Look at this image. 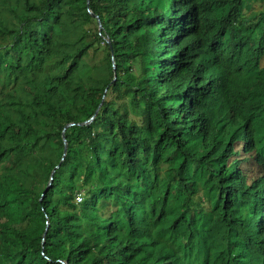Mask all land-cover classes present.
<instances>
[{
  "label": "trees",
  "instance_id": "obj_1",
  "mask_svg": "<svg viewBox=\"0 0 264 264\" xmlns=\"http://www.w3.org/2000/svg\"><path fill=\"white\" fill-rule=\"evenodd\" d=\"M0 264H264V0H0Z\"/></svg>",
  "mask_w": 264,
  "mask_h": 264
},
{
  "label": "water",
  "instance_id": "obj_2",
  "mask_svg": "<svg viewBox=\"0 0 264 264\" xmlns=\"http://www.w3.org/2000/svg\"><path fill=\"white\" fill-rule=\"evenodd\" d=\"M88 3H89V0H88ZM92 15H93V14H92ZM95 17H97V16H95ZM97 18H98V17H97ZM98 22H99V30L101 31L103 27H102L101 21H100L99 19H98ZM107 42L109 43V45H110V47H111V42H110L109 39H107ZM112 61H113V69H114V71H116V66H115V61H114V59H112ZM114 81H115V79H114ZM104 99H105V95H104V97H103V100H104ZM101 106H102V103L100 104L99 108L97 109V111L95 112V115L92 117L91 120L86 121V122H84V123H81V124H79V125L89 124V123L94 119V117L98 114V112H99ZM73 125H74V124H69V125H67V126L65 127V130H66L68 127L73 126ZM65 130L63 131V139H64V144H65L63 157H65V155H66V153H67V150H68V144H67L66 139H65ZM62 160H63V159H62ZM54 172H55V170L52 172V175L54 174ZM49 185H51V184H49ZM48 226H49V225H48ZM44 235H46V233H45Z\"/></svg>",
  "mask_w": 264,
  "mask_h": 264
},
{
  "label": "clouds",
  "instance_id": "obj_3",
  "mask_svg": "<svg viewBox=\"0 0 264 264\" xmlns=\"http://www.w3.org/2000/svg\"><path fill=\"white\" fill-rule=\"evenodd\" d=\"M79 197H80V198H81V200H82V196H81V195H78V197H77V201H78V202H80V201H81V200H78V198H79Z\"/></svg>",
  "mask_w": 264,
  "mask_h": 264
},
{
  "label": "built area",
  "instance_id": "obj_4",
  "mask_svg": "<svg viewBox=\"0 0 264 264\" xmlns=\"http://www.w3.org/2000/svg\"><path fill=\"white\" fill-rule=\"evenodd\" d=\"M78 200H81V198L79 197Z\"/></svg>",
  "mask_w": 264,
  "mask_h": 264
}]
</instances>
